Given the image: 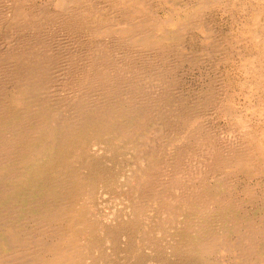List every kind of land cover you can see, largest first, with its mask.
Returning <instances> with one entry per match:
<instances>
[{"label":"bare ground","instance_id":"bare-ground-1","mask_svg":"<svg viewBox=\"0 0 264 264\" xmlns=\"http://www.w3.org/2000/svg\"><path fill=\"white\" fill-rule=\"evenodd\" d=\"M57 1L59 16L42 11L41 22L37 23L29 18L30 11H25L21 2L15 0L11 29L17 34L26 29L36 34L22 38L14 51L0 54V264H90V255L105 242L121 251L120 235L133 241L130 244L128 241L125 250L134 254L133 264L147 261L264 264V204L257 216L247 215L235 194V182L241 174L251 178L264 176V131H250V125L247 124L248 129L240 116L245 121L240 124L244 123V127H240L246 132V143L240 150L228 153L224 140L215 138L212 130L201 124L200 128L195 122L186 128L188 135L185 132L176 135L177 143L169 137L175 144L169 153L149 138L145 143V134H132L131 128L123 125L117 127L100 112L107 105L106 100L115 98L117 93L124 92L127 99L132 91L142 90L141 73L146 77L152 74L158 81L165 80L166 66L157 61L166 60L169 44L178 46L186 31L194 24L202 25L204 12L220 0H198L197 5L186 8L177 5L174 12L182 14V20L176 15L177 18L165 21L157 18L149 0H108L114 9L110 12L92 5L91 1L84 9V5L80 7L81 12H77L76 5L82 0ZM261 1L264 0H256L250 26L243 32L251 39L248 42L257 47L256 54L246 56L242 68L252 87L262 92L258 111L264 115V2ZM72 6L75 8L70 13ZM59 17L64 19L63 33L75 35L89 31L92 40H96L86 48L92 55L83 59L82 65L77 64L80 55H64L65 45L51 56L46 50L51 38L48 29ZM111 36L116 38L112 44L105 40ZM11 37L10 34L9 40L3 41L11 42ZM116 50L122 52L121 57L114 56ZM179 52L182 55L183 51ZM61 56H64L63 74L70 82L61 86V91L55 94L56 104H52L51 97L42 94L53 83L50 68ZM213 96L209 97L212 102L216 98ZM66 103L69 106L63 112L61 105ZM226 108L220 107L225 111ZM197 117L188 121H201ZM204 128L210 140H201V145L188 147L187 156L176 158L181 139L184 144V137L190 142L197 140L196 134ZM164 131L160 129L157 134L165 141L168 136ZM92 147L111 152L114 157L137 151L136 160L141 164L137 174L134 172L137 184L130 188V223L121 221L117 228L105 229L94 218L92 202L100 186L113 183L100 160L93 157ZM191 158L196 159L193 166L188 161ZM81 167L90 170L89 175H84ZM164 173L166 178L162 179ZM177 174L181 175L180 179L176 178ZM175 189L180 191L179 196ZM247 191L251 194L249 188ZM182 198L195 199L194 216L198 219L192 221L193 215L190 216L188 226H173L175 231L167 240H161L159 235L167 232L164 229L167 225L189 216ZM165 200L171 201L172 206L170 202L166 206L161 204ZM210 210L220 214L221 225L217 228L205 219ZM161 215L166 216L167 222L162 225L163 231ZM24 217L27 221L32 218L35 225L25 236ZM100 231L104 232L103 238ZM229 256L231 260L227 261Z\"/></svg>","mask_w":264,"mask_h":264},{"label":"rangeland","instance_id":"rangeland-1","mask_svg":"<svg viewBox=\"0 0 264 264\" xmlns=\"http://www.w3.org/2000/svg\"><path fill=\"white\" fill-rule=\"evenodd\" d=\"M18 1L21 2V5L22 7H24L25 11H30L27 13L31 15L29 16V18L31 17L30 19L37 23L41 22L40 18L42 17V14H40V12L42 11L45 13H49L53 17H57L60 14L57 0ZM90 1L93 3L92 5H95L98 8L104 7L103 9L107 12L114 10L108 0H82L81 4L76 5L77 12H81L80 7L84 5V9L85 5ZM149 1L150 7L153 9L154 14L158 19L162 21L177 18V16H179L178 18L182 20V14L180 15V13L174 12V10L177 8L176 6L178 5L180 7L186 8V6L191 7L197 5L198 3V0ZM220 1L212 8L207 9V12H204L202 25L194 24L186 31L183 36V41L180 42L178 46H175L174 44H172V42L169 44L168 52L167 54H165L166 56H164L165 58H167L166 60L161 61V63L157 61V64L166 66L165 80L158 81V78L153 77L152 74H147L146 77V74L141 73L140 80H142L141 84L139 83V85L143 87L142 90L132 91L130 97L127 99V95L124 96V92L120 93L119 95L117 93L115 98H109L106 100L105 104L107 105H102L103 110H101L100 112L102 114H106V117L112 120L111 122L114 123L117 127L123 125L131 128L132 134H145V143L148 142L149 138L154 142L156 141L155 145L157 147L164 148L169 153H171L173 145H175L169 137H172L173 141L177 143L176 135H178L180 132L187 133L185 131L186 128H188L195 122H197V125L200 128L201 124L202 126L207 127L209 130H212L216 135L215 138H220V141L224 140L223 143H226V151L229 150L228 153H231L233 150H240L243 146H245L246 132L242 131V129L244 128L240 127H244L243 125L245 121V125H250V129L247 125L250 131L258 132L259 130V132H263L264 115H262L258 111V107L261 106L260 102L262 101V92L258 91L257 88L252 87L246 71L242 68L246 56H252L256 54L257 47L255 48L252 41H250L249 43L248 41L251 39L246 33H243L244 28L248 24L250 26L249 21L252 16V11L254 10V8H256V0ZM263 2L264 1H261L260 3ZM14 3L15 0H0V54L4 53L5 50H9V52L14 51L15 49L13 48L16 46L15 44L20 40L23 41L24 39L22 38H31L32 36H34V34H36L34 30L28 29L21 31V33L18 32V34L13 32L14 30L11 29L10 25ZM218 6L219 9H217ZM74 8V6L70 8V13L73 12ZM247 9L248 11H246ZM63 20L64 19L60 17L56 18L55 21L50 25L48 30L51 31V38L49 39V43H47L46 50L48 51L49 56H51L52 54L54 55L55 50L58 51L62 49L61 45H65L64 52L67 54L64 55H80V62L78 61L77 64L80 63L82 65L83 62L85 63V60L83 59H86L87 57H90V55H92L88 50H86V48H88L89 44L91 45V43L95 42L96 40H92L93 38L90 36L89 31H84L83 33H80L81 35L79 33L75 35L73 33H63ZM240 20L243 21V23ZM238 32H241V35H239ZM10 34L12 35V37L10 38L11 42H4L3 40L5 39L9 40ZM245 36L247 37L244 38ZM105 40L108 43L112 44V42H114L116 38L111 36L110 38H107ZM58 46H60L59 49L57 48ZM73 46L75 47L74 49ZM179 51H183L181 52L182 55H180ZM81 55L84 58H82ZM114 56L121 57L122 52H120V50H116ZM63 58L64 56H61L59 58L60 60L56 58L55 65L54 63L51 65V73L49 74V76L54 81L50 85V88L46 90L44 94H42L46 98L51 97L50 101L52 104H56V95L61 91V86H63V84L65 83L70 82V80L67 78V75L65 76L63 74L64 63L61 60ZM150 58H152V56H150ZM53 66L54 69L52 70ZM52 72L54 75L52 74ZM61 80L63 81L61 82ZM249 84L251 85L250 87ZM222 89L226 91L224 92ZM211 94L214 95V98L216 97L213 101L215 102V104L209 100V97L212 96ZM220 98L223 99L221 100ZM232 98L234 99L232 100ZM217 99L220 101L218 102L220 107L223 106L229 109L226 108V111L224 109L221 110L219 105H217ZM234 104L237 106H235ZM61 106V111L64 112V110L68 108L69 104L66 103ZM236 107L238 109H236ZM248 108L249 110L251 109L252 112H250L251 110L248 111ZM104 110L106 111V113ZM181 113L184 114V117L181 115ZM234 114L236 115L234 116ZM196 115H199L201 117V121H188L193 117L198 118ZM240 116L245 121L243 119L240 120ZM238 119L240 122L238 121ZM242 120L244 123L240 125L242 123ZM160 129L165 130L164 133L168 136L165 141L162 140L157 134ZM253 129L256 131H254ZM238 131H240V133ZM119 132L123 131L119 130ZM206 135V129L204 128L202 133L198 135L196 134L197 140H193L190 142L189 139H186L184 137V142L187 145L184 144L181 139V147L178 150V153L175 154L176 158H181L183 155L187 156L186 151L189 150V148H195L197 145H201V140H210V138ZM152 147L154 148L153 145ZM104 151L105 150L99 151L94 147L91 148L93 157L96 156L95 158L100 160L101 165L107 171L106 174L108 173V176H111L110 181L113 184H103L102 186H100L98 194L92 202V210L94 212V218L98 222H100L103 228L114 229L117 228L119 222L128 221L130 223V221L132 220L130 215V206L132 205V195L130 193V188L137 184L135 175L137 174L138 167L141 162L136 160L137 151L135 150H131L124 156L118 154L115 155V157L112 156L111 152ZM188 161L189 164L191 163V165L193 166L196 159L192 161L191 158L190 160L188 159ZM177 165H180V163H177ZM81 171L84 173V175H89L90 173V170L84 169L83 167H81ZM165 178L166 173L162 175V179ZM176 178L180 179L181 175L177 174ZM188 178L191 179L192 175H190ZM115 180H117L116 184H114ZM247 188L250 189L251 194L248 193ZM178 189H175L174 191L177 192L176 195L179 196L180 191ZM235 191L237 198H239L240 203L243 205V212L250 216H257V214H259V208H262L261 204H264V176H254L251 178L244 174H241L240 178L236 179ZM246 194H248L249 197ZM193 198H182L183 200H185L183 202L187 204L186 208H184L186 213L189 214L188 217L185 215L187 218L183 216L178 222H176L175 224L170 223L172 224V226H169L167 225L165 215H161L159 217L160 219L164 217L161 222V231H163L162 225H167V227L164 228L165 231L167 230V232L164 234L161 232V234L159 235L161 240L165 241L169 238L170 234L175 231L173 229V226H179L180 228H183L184 226L189 225V220H192V218V221L198 219L194 216L196 206H194L195 204L193 201L195 199ZM169 202L172 206L171 201L168 200L163 201L161 204L166 206ZM190 203H192L193 206L188 205ZM33 205L34 203H30V206ZM208 212L210 213L205 219L211 221L215 228L219 227L221 225V219L219 217L220 214L217 211L213 210H210ZM198 215H200V213H198ZM190 216H192V218ZM199 217H201V215ZM201 219L203 220L202 217ZM32 220L33 219L30 218V221H27L25 217L22 219L23 228L25 227V234H23L24 236L27 234V232H32L34 230L35 225ZM177 223L178 225H176ZM100 233H102L101 238H103L105 236L104 232L100 231ZM234 236V238H237V235ZM128 241L129 244L133 242L130 241L129 238L125 237V235L119 236L118 243L121 251L115 250V247L109 241L101 244L102 247L100 248V250L94 251L90 255V259H88V262H90V264H133L132 258L134 257V254L132 252L125 253V250L128 247ZM228 260H231L230 256L229 258L227 257V261ZM146 264H157V262L147 261Z\"/></svg>","mask_w":264,"mask_h":264}]
</instances>
